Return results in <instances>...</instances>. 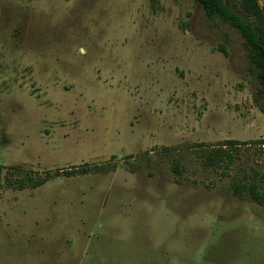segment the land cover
I'll return each instance as SVG.
<instances>
[{
  "label": "rangeland",
  "instance_id": "374dc122",
  "mask_svg": "<svg viewBox=\"0 0 264 264\" xmlns=\"http://www.w3.org/2000/svg\"><path fill=\"white\" fill-rule=\"evenodd\" d=\"M259 90L195 0H0V264H264V147H199L264 138Z\"/></svg>",
  "mask_w": 264,
  "mask_h": 264
},
{
  "label": "trees",
  "instance_id": "16d2710c",
  "mask_svg": "<svg viewBox=\"0 0 264 264\" xmlns=\"http://www.w3.org/2000/svg\"><path fill=\"white\" fill-rule=\"evenodd\" d=\"M201 4L205 10L206 17L211 21H220L234 29L244 39V45L251 64L257 71V78L260 84V94L264 96V8L260 5L259 0H195ZM264 114V109H262ZM252 144L256 147H264V138L251 142L239 143L237 141H224L216 145L201 144L200 157L202 164L206 169L221 170L223 175L226 174L241 155V147ZM175 172L180 173L179 165L174 166ZM5 170L0 166V182L2 174ZM87 169H78L77 167L63 172H50L44 175L37 173H29L26 179L21 181H13L9 177L21 173L17 167H12L8 170L5 180L9 187L25 190L26 188L38 189L49 183L54 176L60 177L61 174L67 177L86 174ZM17 186V187H15ZM234 193L243 198L245 195L256 203L264 204V195L259 192L255 183L250 184L247 188H242L240 185L234 186Z\"/></svg>",
  "mask_w": 264,
  "mask_h": 264
}]
</instances>
